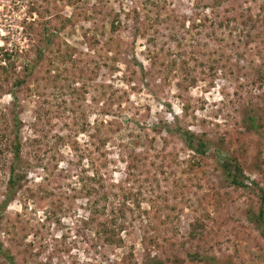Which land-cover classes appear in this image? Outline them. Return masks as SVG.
Returning a JSON list of instances; mask_svg holds the SVG:
<instances>
[{
  "label": "rangeland",
  "instance_id": "374dc122",
  "mask_svg": "<svg viewBox=\"0 0 264 264\" xmlns=\"http://www.w3.org/2000/svg\"><path fill=\"white\" fill-rule=\"evenodd\" d=\"M145 2L0 0V128L22 149L0 153V242L16 264H264L257 189L231 187L220 164L238 158L264 187V0H151L158 24ZM13 165L26 178L3 208ZM83 171L102 180L104 217ZM112 214L120 247L98 234ZM195 220L207 228L192 242Z\"/></svg>",
  "mask_w": 264,
  "mask_h": 264
},
{
  "label": "trees",
  "instance_id": "16d2710c",
  "mask_svg": "<svg viewBox=\"0 0 264 264\" xmlns=\"http://www.w3.org/2000/svg\"><path fill=\"white\" fill-rule=\"evenodd\" d=\"M69 5H76V2H79V0H67ZM152 5L151 0H146L145 4L143 5V10L147 11L145 13L147 21L150 23L158 24L157 18H152V12L148 10L149 5ZM120 27V22L118 19H114V21H111V29L112 32H116ZM145 32H148V29L145 30ZM145 34V33H144ZM0 51L2 52L3 49L0 48ZM11 56L12 54L5 52L3 54L2 60L5 62H8V66L12 65L11 63ZM13 66V65H12ZM188 66H185L183 68V71L186 70ZM3 75L6 74L8 78V73L5 71V67H2ZM188 73V72H187ZM196 84V79L193 78L191 85ZM2 89V86L0 84V90ZM245 125L248 127V131H256L257 125L256 119L252 116H248L247 120L244 122ZM260 127V126H259ZM182 138L185 142V145L187 146L188 150L192 151L196 155L199 156H205L208 152V149H210V142L207 141L204 137L198 136L192 132H182L181 133ZM11 136H14L15 138L11 140ZM8 143H11L12 149H13V155L15 162H18L20 160V154H21V143L19 139V131L18 130H12L9 132V126H5V128H0V153L4 152L3 148ZM102 144L104 142H101ZM2 154V153H1ZM220 164H221V172L223 177L225 178L226 182L235 189H250L252 186L257 189V192L260 196V206L257 212L252 213L250 220L252 224H254L257 229L260 231L261 236L264 238V187L260 186L256 182H251V186H249L247 183L249 182V178H247L244 168L238 158L233 157L232 155L226 153L223 154L220 158ZM85 171H83V175L78 176V183L82 186L83 190L86 193V197L89 199V202L92 205V211L94 213H100L101 216H106V209L105 207L101 210H98V205L100 201L103 199H106L105 195L101 194V191L103 190V183L101 178L96 174H93V176H84ZM25 173L22 172V170L18 169L17 165H13L10 168L9 173V180H8V193L6 196V199L3 203V208H7L9 204L15 199L17 189H20L23 185V181L25 180ZM119 212L123 214V210L119 209ZM123 217V216H122ZM120 216L112 214L111 216H107L103 221L98 222L99 231L98 234L103 237L104 241L108 245H115V246H122L124 244V240L122 239V233L125 230V225L119 222ZM206 224L202 220H195L190 225L189 230V238L192 242L200 241L203 239L206 231ZM0 256L7 261L8 264H16L14 256L10 254V251L5 249L0 242ZM189 259L192 261H199L203 262L204 259L201 257V254L196 253L189 255ZM159 264H164L163 262H159ZM175 264H181L180 260L177 259Z\"/></svg>",
  "mask_w": 264,
  "mask_h": 264
}]
</instances>
